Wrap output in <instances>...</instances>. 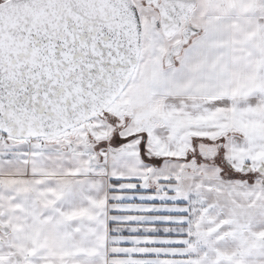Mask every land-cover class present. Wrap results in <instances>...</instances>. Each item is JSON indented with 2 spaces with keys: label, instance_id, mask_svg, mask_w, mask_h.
Instances as JSON below:
<instances>
[{
  "label": "snow or ice",
  "instance_id": "6c2138e0",
  "mask_svg": "<svg viewBox=\"0 0 264 264\" xmlns=\"http://www.w3.org/2000/svg\"><path fill=\"white\" fill-rule=\"evenodd\" d=\"M0 264H264V0H0Z\"/></svg>",
  "mask_w": 264,
  "mask_h": 264
}]
</instances>
